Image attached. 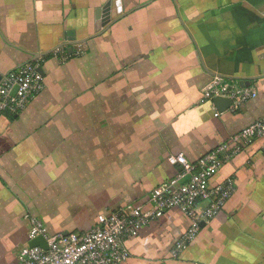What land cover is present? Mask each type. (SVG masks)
I'll use <instances>...</instances> for the list:
<instances>
[{"label": "crops", "instance_id": "obj_1", "mask_svg": "<svg viewBox=\"0 0 264 264\" xmlns=\"http://www.w3.org/2000/svg\"><path fill=\"white\" fill-rule=\"evenodd\" d=\"M29 62L44 90L0 117V264L30 246L28 216L68 234L113 210L147 211L179 172L170 155L196 162L264 119V0H0V77ZM215 78L257 98L219 112L202 102ZM228 177L235 195L179 258L170 252L190 222L171 210L127 241L122 264H264L261 141L212 185Z\"/></svg>", "mask_w": 264, "mask_h": 264}, {"label": "built area", "instance_id": "obj_2", "mask_svg": "<svg viewBox=\"0 0 264 264\" xmlns=\"http://www.w3.org/2000/svg\"><path fill=\"white\" fill-rule=\"evenodd\" d=\"M15 87L18 90L13 96ZM44 87L43 76L36 62L26 63L2 77L0 117L25 111ZM216 97L230 99L233 102L230 109L236 111L257 98V92L250 86L243 87L215 78L205 87L202 102H213ZM219 115L215 113V116ZM255 141H261L264 150V119L244 127L229 143L219 146L196 162H191L183 153L170 155L168 163L179 167V172L150 193L149 210L127 207L101 214L95 226L86 232L50 233L39 218L28 216L31 224L29 241L42 237L48 250L41 246H27L21 251L18 264H122L131 257L127 241L137 237L151 221L160 219L171 210H178L190 222L170 252L172 258L179 257L197 239L202 224L217 217L236 193L234 178L228 177L214 186L213 179L226 161Z\"/></svg>", "mask_w": 264, "mask_h": 264}, {"label": "water", "instance_id": "obj_3", "mask_svg": "<svg viewBox=\"0 0 264 264\" xmlns=\"http://www.w3.org/2000/svg\"><path fill=\"white\" fill-rule=\"evenodd\" d=\"M118 5H120V3H118ZM120 9L121 8L119 7V10ZM111 18H112L111 17V2H108L103 9V17H102L101 23L104 28H108L110 26ZM66 39L70 41L72 44H74L75 42L74 33L73 32L68 33ZM39 72L42 73V69H39ZM1 79L2 77H0V81ZM17 90H18V87H15L12 92L13 96L17 93ZM213 103L217 107L219 112H224L233 104V102L230 99L222 98V97L214 98ZM204 226H205V223L202 224V227ZM37 246H41L45 250H48V245L42 237L30 242V247H37Z\"/></svg>", "mask_w": 264, "mask_h": 264}, {"label": "rangeland", "instance_id": "obj_4", "mask_svg": "<svg viewBox=\"0 0 264 264\" xmlns=\"http://www.w3.org/2000/svg\"><path fill=\"white\" fill-rule=\"evenodd\" d=\"M143 35H145V33H143ZM81 52H84V50H79V53H81Z\"/></svg>", "mask_w": 264, "mask_h": 264}, {"label": "trees", "instance_id": "obj_5", "mask_svg": "<svg viewBox=\"0 0 264 264\" xmlns=\"http://www.w3.org/2000/svg\"><path fill=\"white\" fill-rule=\"evenodd\" d=\"M202 230V229H201ZM180 257V256H179ZM179 257H177V258H179ZM177 258H175V259H177ZM172 259H174V258H172Z\"/></svg>", "mask_w": 264, "mask_h": 264}]
</instances>
